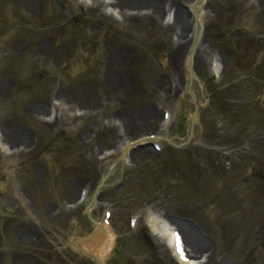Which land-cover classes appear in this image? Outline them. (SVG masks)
Instances as JSON below:
<instances>
[{
	"label": "rangeland",
	"instance_id": "rangeland-1",
	"mask_svg": "<svg viewBox=\"0 0 264 264\" xmlns=\"http://www.w3.org/2000/svg\"><path fill=\"white\" fill-rule=\"evenodd\" d=\"M111 1L113 7L118 5V0ZM149 1L188 19L186 6L193 0ZM135 2L123 0L118 19L107 14L101 0H0V130L10 125L12 136H24L11 145V154L0 151V180L5 181L7 164L15 176L14 185L7 182L0 190V199L18 217L0 237L4 252L0 264H93L69 243L71 236H83L92 224L81 218L83 207H69L81 187L91 194L111 170L110 180L114 175L116 179L119 169L100 164L90 155L92 148L115 150L124 133L134 141L156 133L165 111L172 114L166 136L183 140L188 133L191 107L181 97L187 86V52L173 66L172 37L177 30L167 34L162 28L151 29L150 12L141 11ZM84 8L88 24L80 30L77 18ZM204 17L205 35L194 63L197 83L204 85L206 94L201 99L208 100L200 117L203 131L188 149H173L161 140L155 142L161 152L154 143L142 146L132 153L122 179L101 193L93 216L99 222L105 210L111 211L110 223L118 236L105 264H179L171 249L150 231L147 210L180 226L195 227L210 246L201 260L214 252L210 264H264V194L256 202L257 212L236 197L243 190L238 185L249 180L247 190L253 177L256 186L264 188V73L246 72L260 71L264 63V0H208ZM45 20L51 26H35ZM82 41L93 46L95 56L90 74L79 77L82 69H77L74 54ZM212 57L223 64L217 80L211 74ZM43 71L57 78L40 91L36 87ZM115 78L129 86H110L107 81ZM28 148L32 150L27 152ZM168 153L174 154V164H166ZM207 157L215 161L213 167ZM219 167L226 173L219 175ZM148 176L155 181H141L151 179ZM212 179L233 184L215 196L208 192V202L232 204L229 212L242 213L243 223L257 221V228L250 230L255 232L253 239L243 223L233 221L236 230L225 231L222 222H211L186 201L204 197L195 187ZM24 230L33 235L26 237L27 242L19 237ZM252 241L262 260H255L250 252Z\"/></svg>",
	"mask_w": 264,
	"mask_h": 264
},
{
	"label": "bare ground",
	"instance_id": "bare-ground-1",
	"mask_svg": "<svg viewBox=\"0 0 264 264\" xmlns=\"http://www.w3.org/2000/svg\"><path fill=\"white\" fill-rule=\"evenodd\" d=\"M114 1H116V0H114ZM135 1H136L135 4L137 5V7H139L140 9H143L141 11L146 12V14H148L150 12L149 18L151 19V23L153 24V25L152 24L150 25L151 29H156L158 27H161L162 29H165V32L167 34H169V31L172 30V28H175L177 30L174 34L175 38L172 39V42L174 44V50H173V58H172L171 63L173 64V66H175L176 63L179 62V57H181L180 54L184 55L188 51V49L191 47V45H192V43H193V41H194V39L198 33L197 28H199V26L196 25V27H195V24H194L195 21L190 22V19H184L182 17H178L177 13L172 12V10H169V12L167 14L169 15V20L173 19V22H167V23H165V25H162V21L165 19V15H166V12H165L166 8H164V10H162L161 7L159 6V4L157 3V1H149V0H135ZM203 1L204 0H198L195 4V7H198L199 5H201L203 3ZM104 2L109 4L112 1L111 0H104ZM122 2H123V0H118L116 4L120 5ZM124 2H125V0H124ZM118 5L113 7L110 3V5H108V6L111 8L109 10H111L112 14L117 15V17L119 18V14L121 12H119L117 10ZM118 12H119V14H118ZM143 14H144L143 12L138 13V15L144 17L145 15H143ZM120 16H121V14H120ZM188 33H191L192 35L189 36ZM199 52L201 53L202 51L198 50L197 53H199ZM197 56L198 55H196L194 60H193L194 63L196 62ZM211 60H212L211 72L213 73V75L216 76L219 73V68H221L220 62L222 60L218 59L219 62L215 59H211ZM193 61L191 58H189L185 61V64H186L185 66H187L186 71L188 70L189 65ZM185 74L187 75V72ZM187 77L185 78V82L188 81ZM107 82L110 83V86H112V87L113 86H115V87H127V86H129V84H121L120 81L116 80V78H115V80L109 79V81H107ZM130 83L132 84L131 79H130ZM166 125H167V122H164L162 129L160 130V132H158V135H163L165 132H167V126ZM164 126H166V127L164 128ZM1 132H3V134H4V140L2 142L3 145H4V143L8 144L10 149H13V146H11V145H15L17 141L18 142L23 141L24 136L20 133L19 134L16 133L14 136H12L13 132H15V131L13 130V128L10 125H8L6 127V129L2 128ZM11 137L14 139H12ZM120 137H121L120 138L121 143L117 146L115 151L104 152L101 147H97V148H92L90 155L94 156L97 160H102V161L108 160L109 161L110 160L109 158H114L117 156L116 153L118 154V152H120L121 146L125 145L127 147L128 146L134 147V148H130V150H132L133 152L135 151L134 154H136V152L139 151V149H138L139 146H142L144 144L149 143V142H147L149 140L148 138H144L143 141L140 142V144L130 143L131 142L130 140H132V139L129 137V134H126V133L120 135ZM3 145H2V147H3ZM99 158H101V159H99ZM109 162L111 164H113L112 161H109ZM105 163H108V162L103 161V165H105ZM129 163H130V159L127 157L124 161L123 166L125 167ZM114 165H115V163H114ZM120 165H117V166H120ZM7 175L10 177L9 173ZM81 192H82V189L80 191V195H82V196L81 197L79 196V197L81 199L83 197H85L84 203L89 204V202H90L89 196L88 195L86 196L84 194L87 191L85 189H83L82 194H81ZM80 200H79V202H80ZM93 207L89 208V212H90L89 215L90 216H92L91 214H92L93 209H94ZM145 214H146V219H147V222H148V225H149L151 231L155 235H157V238L159 240L158 242L165 244L166 246L171 248L172 253L176 257V259L178 260L179 264H210L211 263L212 256H213L214 252L212 254L207 253L206 259L201 260L202 259L201 257L203 256V254H206L205 251H207L210 248V246H209L208 241L202 236V234L195 227L186 226V225L180 226L179 224H176L174 222L169 221L168 217H166L165 215L158 214V213L153 212L151 210H147L145 212ZM99 226H101L102 229H100ZM91 231H93V232L88 237L84 236V238H79L77 240V242L75 243V247L79 251H82L83 253H85L88 256H92V257L96 256L99 259L100 258L101 259L106 258L107 256L110 255V252L113 250V247L115 244L116 236H115L114 230L112 229L111 226H105V225H102L96 221L95 224H93ZM174 231H180L183 234L185 248H186V251L188 252V262L187 263H182L180 261L179 256L175 253L174 246H172V244H171V234ZM73 239L76 240V238H73ZM257 247L258 246L253 244L251 249H252V252L255 256V259H261V257H260L261 253L256 255Z\"/></svg>",
	"mask_w": 264,
	"mask_h": 264
},
{
	"label": "snow or ice",
	"instance_id": "snow-or-ice-1",
	"mask_svg": "<svg viewBox=\"0 0 264 264\" xmlns=\"http://www.w3.org/2000/svg\"><path fill=\"white\" fill-rule=\"evenodd\" d=\"M181 252H182V254H183V248H182V245H181ZM185 259H187V257L185 256Z\"/></svg>",
	"mask_w": 264,
	"mask_h": 264
},
{
	"label": "water",
	"instance_id": "water-1",
	"mask_svg": "<svg viewBox=\"0 0 264 264\" xmlns=\"http://www.w3.org/2000/svg\"><path fill=\"white\" fill-rule=\"evenodd\" d=\"M99 264V263H98Z\"/></svg>",
	"mask_w": 264,
	"mask_h": 264
}]
</instances>
